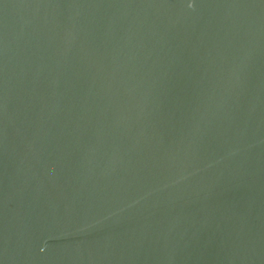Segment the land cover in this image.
Listing matches in <instances>:
<instances>
[{
	"label": "water",
	"instance_id": "obj_1",
	"mask_svg": "<svg viewBox=\"0 0 264 264\" xmlns=\"http://www.w3.org/2000/svg\"><path fill=\"white\" fill-rule=\"evenodd\" d=\"M0 264H264V0H0Z\"/></svg>",
	"mask_w": 264,
	"mask_h": 264
}]
</instances>
